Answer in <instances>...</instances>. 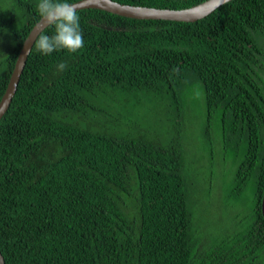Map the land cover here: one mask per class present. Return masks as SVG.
Segmentation results:
<instances>
[{
    "label": "trees",
    "instance_id": "16d2710c",
    "mask_svg": "<svg viewBox=\"0 0 264 264\" xmlns=\"http://www.w3.org/2000/svg\"><path fill=\"white\" fill-rule=\"evenodd\" d=\"M37 2L0 0V99ZM77 12L84 47L33 43L0 118L5 264H264V0L192 22ZM194 85L204 163L184 144Z\"/></svg>",
    "mask_w": 264,
    "mask_h": 264
},
{
    "label": "water",
    "instance_id": "95a60500",
    "mask_svg": "<svg viewBox=\"0 0 264 264\" xmlns=\"http://www.w3.org/2000/svg\"><path fill=\"white\" fill-rule=\"evenodd\" d=\"M228 1L230 0H204L193 6L181 9L137 6L119 3L114 0H77L75 2H72L71 4H73L76 10L83 8H97L129 18L164 19L192 22L208 15L214 9ZM46 26L47 24L43 23L42 18L40 17L39 20L32 26L28 35L24 39L17 55L8 84L0 99V118L7 110L10 101L16 91L20 75L24 68L29 51L35 41V38ZM261 213L264 218V193L261 200ZM0 264H5L1 252Z\"/></svg>",
    "mask_w": 264,
    "mask_h": 264
},
{
    "label": "clouds",
    "instance_id": "9594fccd",
    "mask_svg": "<svg viewBox=\"0 0 264 264\" xmlns=\"http://www.w3.org/2000/svg\"><path fill=\"white\" fill-rule=\"evenodd\" d=\"M37 11L43 23L54 27V34H39L34 41L35 49L42 55L66 50L76 53L84 47L80 28V17L73 4L68 0H38ZM67 68L65 62L56 65L57 72Z\"/></svg>",
    "mask_w": 264,
    "mask_h": 264
},
{
    "label": "rangeland",
    "instance_id": "374dc122",
    "mask_svg": "<svg viewBox=\"0 0 264 264\" xmlns=\"http://www.w3.org/2000/svg\"><path fill=\"white\" fill-rule=\"evenodd\" d=\"M186 111L188 123L184 128V144L191 153L197 154L203 163L210 156L209 145H212V125L206 126L203 95L196 85L186 93ZM208 132V138H206ZM252 200H249L251 202Z\"/></svg>",
    "mask_w": 264,
    "mask_h": 264
}]
</instances>
